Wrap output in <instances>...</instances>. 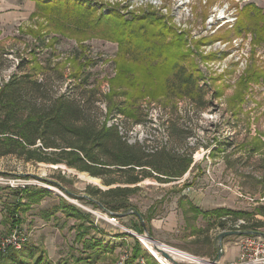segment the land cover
<instances>
[{"label": "rangeland", "instance_id": "obj_1", "mask_svg": "<svg viewBox=\"0 0 264 264\" xmlns=\"http://www.w3.org/2000/svg\"><path fill=\"white\" fill-rule=\"evenodd\" d=\"M68 2L77 9L55 19L34 0H0V86L11 80L24 82L16 96L26 111L47 110L56 98L65 96L77 104L84 122L97 128L104 123L117 125L122 141L139 145L146 154L165 148L176 159H191L192 164L183 177L169 183L148 177L138 185L126 184L130 176L102 171L104 179L118 181L108 187L101 178L66 165L27 162L16 155L1 157L0 246L36 247L50 264H76V259L85 258L92 250L84 252L77 239L79 222L63 214L60 201L64 199L91 216L84 223L94 228L86 238L111 249L100 251L91 264H125L131 257L133 237L138 241L147 237L135 211L145 216L149 235L167 249L172 260L159 256L165 264H225L213 263L218 259L221 232L264 233V215L252 217L264 206V35L240 30L238 16L250 2L264 8V0H187L188 13L180 20L174 19L173 1L167 2L168 12L157 5L129 13L128 0ZM145 13H154L159 23L172 29L165 42H174L177 36L182 39L169 50L166 61L146 56L133 64L123 55L133 52L132 47L104 36L116 18L128 21ZM78 72L77 80L72 75ZM187 75L193 77L192 88L178 78ZM115 106L125 108L126 115ZM135 186L138 190L128 198L136 210L112 214L89 201L93 189L105 192ZM27 187L47 188L52 195L37 202L23 200L19 216L11 219L7 209L17 190ZM192 206L202 211H242L248 216L237 221L228 216L225 228H212L215 220L195 217ZM18 218L20 224L12 227L11 220ZM187 218L194 229L188 228ZM257 222L259 227L243 228ZM12 236L19 238L17 243L11 242ZM243 237L248 236L224 240L237 245ZM236 247L233 262L238 259ZM182 253L196 259L188 260L185 257H191ZM83 260L81 264H86ZM146 262L140 259L135 264Z\"/></svg>", "mask_w": 264, "mask_h": 264}, {"label": "trees", "instance_id": "obj_2", "mask_svg": "<svg viewBox=\"0 0 264 264\" xmlns=\"http://www.w3.org/2000/svg\"><path fill=\"white\" fill-rule=\"evenodd\" d=\"M34 1L38 3L41 10L44 11L43 13H48L50 18L55 19L58 16L61 18L64 14H70L76 8L73 5L74 3L68 2V0ZM238 16L240 18V30H255L258 36L262 38L264 35V8L250 2L240 10ZM102 21L103 19L100 20V22ZM153 24L157 29H154ZM171 33H174L172 29L165 23H159L154 13H145L144 15H133L132 20L128 21H120V18H116L114 23L105 29L104 36L114 40L122 47H132L133 52L125 51L123 55L126 61L129 60L136 64L137 61L146 59V56L166 61L169 50L178 46L182 40L180 36H177L174 42H165V39ZM120 74L122 72L119 71ZM72 76L77 80L80 79L79 72L74 73ZM27 77L31 78L30 75H27ZM178 78L182 80V85L192 88L193 77L187 75ZM33 83V87L36 88L37 82ZM23 84L24 82L18 84L15 83V80H11L3 87L0 86V158L16 155L27 162L48 163L55 166L66 165L80 172H87L93 177L101 178L108 187L118 181L104 179L102 171L120 172L130 176L126 180V184L138 185L148 177H155L159 181L169 183V180H178L183 177L192 164L191 159H176V157L166 153L165 148L161 151L146 154L139 145H129L127 142L122 141L117 125L107 126L104 123L97 128L86 121L84 122L79 117L80 110L76 106L77 104L65 96L56 98L53 105L47 110L26 111L19 107L20 104L16 96V92L23 90ZM122 93L125 94L124 91ZM115 110L120 115H126L125 108L115 106ZM75 121L79 124H76ZM68 135L71 138L67 141L66 137ZM38 141L41 142V146H38ZM104 157H106V160L103 159ZM111 167H117V170L109 171ZM153 172L157 175L154 176ZM53 184L57 185V183ZM138 188V186L115 187L105 192L100 189H93V191H89L91 198L89 201L94 207L109 211L112 214L121 210H136L128 195L135 193ZM17 191V198L7 209L8 215H12L11 219L19 216L18 213L23 206V200L37 202L52 195V192L47 188L27 187ZM60 208L66 217L79 222L76 225L79 232L77 239L79 242L81 241L84 252L86 253L88 249L92 250L85 258L76 259V264L83 263V259H85L86 264H91L95 262L94 259L96 260L99 257L100 251L108 252V250H111L104 246L102 241L93 237L86 238L89 231L94 228V225L87 227L84 223L91 217L89 214L67 203L64 199L60 201ZM190 210L195 217L202 216L203 219H214L215 221L210 225L212 228H225L227 223L224 220L225 217L231 216L234 221H237L248 216V213L242 211L225 209L202 211L198 207L192 206ZM256 212L253 213L252 217L256 214L264 215V206H259ZM143 219L146 221L145 216H143ZM19 220V218L11 220V226L17 227L20 224ZM186 223L188 228L194 229L195 226L190 222V219L187 218ZM140 225L142 231L143 224ZM259 225L260 222L252 226L246 224L243 225V228L259 227ZM133 239L134 245L131 257L127 259L125 264H135L140 259H146L147 264H159L155 258L143 249L137 238L133 237ZM142 239L146 240V238ZM156 244L161 247L157 242ZM8 247L0 246V264H50L45 259L44 252L36 247L23 246L20 250ZM165 250L167 251V249Z\"/></svg>", "mask_w": 264, "mask_h": 264}, {"label": "built area", "instance_id": "obj_3", "mask_svg": "<svg viewBox=\"0 0 264 264\" xmlns=\"http://www.w3.org/2000/svg\"><path fill=\"white\" fill-rule=\"evenodd\" d=\"M175 2V8L177 10V16H174V19L180 20L182 18L181 15L187 14L188 10L184 8V6L187 4V0H128L129 5L125 6L127 8V12H137L138 8L144 7L149 8L150 6H157L160 10L168 12L169 5L167 2ZM191 1V0H190ZM152 8V7H150ZM184 20V19H183ZM240 225V224H239ZM237 225V228L239 227ZM19 238L12 236L11 242L17 243ZM10 241L8 240V243ZM10 244V243H9ZM7 244L4 243L3 246H6ZM239 247V253H238V259L236 262H233L231 264H264V237L261 236H248L243 237V239L237 244ZM188 257V260L196 259L194 256L182 253Z\"/></svg>", "mask_w": 264, "mask_h": 264}, {"label": "water", "instance_id": "obj_4", "mask_svg": "<svg viewBox=\"0 0 264 264\" xmlns=\"http://www.w3.org/2000/svg\"><path fill=\"white\" fill-rule=\"evenodd\" d=\"M68 194H70L68 191H67ZM89 198V197H88ZM135 215L138 217V219L141 221V223L143 224V228H144V231L147 233V237L149 239H151V241H154V242H157L151 235H149V233L147 232V227L145 226V222H144V219H143V216L138 212V211H135ZM134 236H136L135 234H133ZM234 235H238V236H261V237H264V233H261L259 231H254V230H248V231H242V230H231V231H223L220 233L219 237H218V240H219V246H220V251H219V254H218V259L217 261H214L213 263H217V262H220L221 258L223 257V240L226 238V237H229V236H234ZM140 243L142 244L141 240L139 239ZM159 243V242H157ZM162 248H157L158 251L161 253V255L165 258V259H169V260H172L170 255L165 251V246L163 244H160Z\"/></svg>", "mask_w": 264, "mask_h": 264}, {"label": "bare ground", "instance_id": "obj_5", "mask_svg": "<svg viewBox=\"0 0 264 264\" xmlns=\"http://www.w3.org/2000/svg\"><path fill=\"white\" fill-rule=\"evenodd\" d=\"M54 167H59V166H54ZM81 178L91 182V183H94V184H97L98 183V180L97 179H94L92 177H88V176H85V175H81ZM147 240V241H146ZM146 240L142 239L141 238V242H142V245L154 256L156 257L160 262L161 264H165V262L161 259L163 256L161 255V253L158 251L157 248H161L159 247L154 241H151V239H149L148 237H146ZM158 253V255L155 253ZM161 258H160V257ZM164 258V257H163Z\"/></svg>", "mask_w": 264, "mask_h": 264}, {"label": "crops", "instance_id": "obj_6", "mask_svg": "<svg viewBox=\"0 0 264 264\" xmlns=\"http://www.w3.org/2000/svg\"><path fill=\"white\" fill-rule=\"evenodd\" d=\"M224 241L225 244H224L223 257L221 258L222 260L221 262L225 264H230L237 257V247H236L237 245L236 243H234V245H230L229 242H227L226 240Z\"/></svg>", "mask_w": 264, "mask_h": 264}]
</instances>
